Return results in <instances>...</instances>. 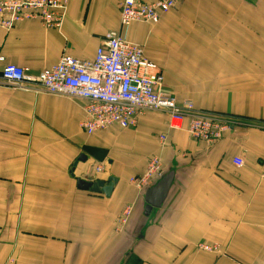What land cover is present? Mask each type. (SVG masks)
Here are the masks:
<instances>
[{"label": "crops", "instance_id": "crops-1", "mask_svg": "<svg viewBox=\"0 0 264 264\" xmlns=\"http://www.w3.org/2000/svg\"><path fill=\"white\" fill-rule=\"evenodd\" d=\"M67 2L60 30L0 28V264H264V0H180L125 32L120 0ZM121 30L159 66L163 92L234 120L222 140L194 141L187 121L176 129L157 111L88 135L85 101L1 77L6 65L37 76L64 52L93 60ZM154 156L174 179L147 214L131 179ZM112 177L109 197L77 186Z\"/></svg>", "mask_w": 264, "mask_h": 264}, {"label": "built area", "instance_id": "built-area-1", "mask_svg": "<svg viewBox=\"0 0 264 264\" xmlns=\"http://www.w3.org/2000/svg\"><path fill=\"white\" fill-rule=\"evenodd\" d=\"M179 1L120 0L121 28L125 32L138 22L155 26ZM67 11V0H0V28L10 32L19 23L39 20L48 29L60 30ZM122 30L111 32L105 38L93 60L82 61L64 52L57 64L37 76L28 75L25 68L6 65L1 77L9 83L46 94L85 101L86 118L81 127L88 135L112 127L136 128L145 112L157 111L168 113L176 129L187 121V132L194 141L213 145L222 140L234 120L198 111L192 101L179 103L175 96L163 92V72L145 56L143 46L130 42ZM162 140L165 142L166 137ZM103 171L102 165L93 169V173ZM164 171L160 158L154 156L146 173L132 178L131 183L147 191L165 176ZM129 214L127 211L125 216ZM201 248L212 251L209 246Z\"/></svg>", "mask_w": 264, "mask_h": 264}, {"label": "water", "instance_id": "water-1", "mask_svg": "<svg viewBox=\"0 0 264 264\" xmlns=\"http://www.w3.org/2000/svg\"><path fill=\"white\" fill-rule=\"evenodd\" d=\"M82 156L80 160H84ZM174 179V173L170 172L163 177L155 186L147 190L145 194V202L147 204L146 213L149 214L153 209H159L164 204L169 191L171 189ZM117 183L116 178H109L107 182L104 181H87L84 179L77 180V186L80 190L90 191L92 193H103L107 197L113 192L114 186Z\"/></svg>", "mask_w": 264, "mask_h": 264}]
</instances>
